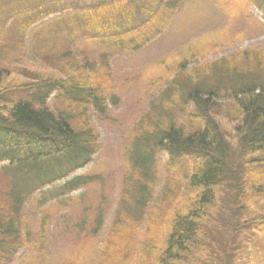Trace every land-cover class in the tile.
<instances>
[{
    "label": "rangeland",
    "instance_id": "rangeland-1",
    "mask_svg": "<svg viewBox=\"0 0 264 264\" xmlns=\"http://www.w3.org/2000/svg\"><path fill=\"white\" fill-rule=\"evenodd\" d=\"M59 1L48 0L45 10L51 14L27 30L17 24L21 20L15 23L0 14V88L27 83L36 74L77 77L78 60L81 68L85 63L93 67L87 68V80L104 83L108 116L89 113L97 152L75 174L94 180L72 194L74 204L61 211L57 204L39 208L38 195L33 196L24 217L31 239L10 264H159L171 216L196 199L185 178L194 158L179 157L170 165L169 155L153 148V202L138 221L128 218L121 206L132 188L130 180L137 178L128 148L138 134L152 129L157 99L179 72L190 74L222 58L238 67L250 66L256 56L264 62V11L256 0H178L177 8L165 14L162 8L170 0H138L153 15L145 25L137 21L135 7L129 8L134 0H109L103 7L97 0ZM65 53L71 58L62 61L60 54ZM6 94L12 99L8 105L18 100L10 90ZM230 101L226 94L217 99L224 107ZM66 102L55 92L48 107L57 113ZM157 107L178 112L172 103ZM185 108L192 110L190 104ZM185 115L179 114L178 125L188 123ZM217 118L234 157L239 156L238 121L226 111ZM247 181L248 186L260 184L254 174ZM164 187L173 191L171 196H164ZM242 195L235 203L231 194L221 192L207 210L203 222L211 230V253H225L229 264H264V221H259L264 217V186L258 194L247 190ZM82 221L84 226L76 227ZM210 257L205 262L198 255L187 264H211L216 258Z\"/></svg>",
    "mask_w": 264,
    "mask_h": 264
},
{
    "label": "trees",
    "instance_id": "trees-1",
    "mask_svg": "<svg viewBox=\"0 0 264 264\" xmlns=\"http://www.w3.org/2000/svg\"><path fill=\"white\" fill-rule=\"evenodd\" d=\"M47 1L0 0V14L8 15L15 23L21 20L17 24L27 30L51 14L45 10ZM108 1L97 0V6H107ZM178 2L170 0L162 11L173 12ZM256 3L264 11V0ZM134 7L140 24L152 20L153 15L146 13L147 7L138 0L129 5L132 10ZM60 58L66 61L71 55L60 54ZM88 67L93 70L88 63L81 68L77 60V77L36 74L27 83H5L0 88V164H4L0 170L4 181L0 189V264H10L22 244L31 239L24 217L33 196L38 195L35 202L39 208L57 204L61 211L74 204L72 194L94 180L90 176H75L92 163L97 152L89 113L94 110L99 117L108 116L104 83L97 78L87 80ZM190 72H179L157 99V105L172 103L178 112L171 108L158 110L156 105L157 121L150 122L152 129L138 134L128 148L129 162L137 178L130 180L132 188L126 190L121 206L128 218L141 221L153 202V148L165 151L170 165L179 157L191 156L192 170L185 178L187 186L196 191V199L171 216L166 245L158 262L187 264L201 255L205 262H209L210 256L215 257L211 264H229L225 253H211V230L203 218L215 206L221 192L231 194L237 203L245 191L258 194L264 186V62L256 56L250 66L238 67L222 58ZM6 90L18 96V100L8 105L12 99ZM55 92L67 101L66 108L57 113L48 107ZM222 94L231 99L227 107L217 102ZM174 97L177 102H173ZM189 104L192 110L187 113L185 107ZM224 111L238 121L240 154L236 157L217 118ZM76 113L77 119L78 115L81 119L77 122ZM179 114H186L188 123L178 125ZM252 174L259 185L248 186L247 179ZM172 192L164 187L165 197ZM259 221H264V217ZM83 226L84 221L76 224Z\"/></svg>",
    "mask_w": 264,
    "mask_h": 264
}]
</instances>
